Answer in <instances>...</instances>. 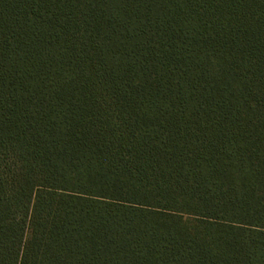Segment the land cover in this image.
I'll return each instance as SVG.
<instances>
[{
  "label": "trees",
  "instance_id": "16d2710c",
  "mask_svg": "<svg viewBox=\"0 0 264 264\" xmlns=\"http://www.w3.org/2000/svg\"><path fill=\"white\" fill-rule=\"evenodd\" d=\"M0 264H264V0H0Z\"/></svg>",
  "mask_w": 264,
  "mask_h": 264
},
{
  "label": "rangeland",
  "instance_id": "374dc122",
  "mask_svg": "<svg viewBox=\"0 0 264 264\" xmlns=\"http://www.w3.org/2000/svg\"><path fill=\"white\" fill-rule=\"evenodd\" d=\"M231 7H232V6H230L229 8L226 9V11H223V12H221L220 14H221L222 16H225V15L229 14L230 11L232 10Z\"/></svg>",
  "mask_w": 264,
  "mask_h": 264
}]
</instances>
